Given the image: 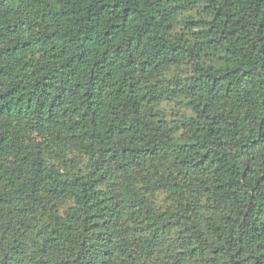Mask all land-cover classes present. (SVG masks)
<instances>
[{
  "label": "trees",
  "instance_id": "1",
  "mask_svg": "<svg viewBox=\"0 0 264 264\" xmlns=\"http://www.w3.org/2000/svg\"><path fill=\"white\" fill-rule=\"evenodd\" d=\"M0 264H264V0H0Z\"/></svg>",
  "mask_w": 264,
  "mask_h": 264
}]
</instances>
